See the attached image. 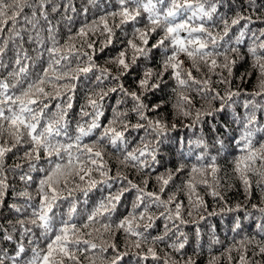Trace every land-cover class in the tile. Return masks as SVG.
Segmentation results:
<instances>
[{"label":"snow or ice","instance_id":"1","mask_svg":"<svg viewBox=\"0 0 264 264\" xmlns=\"http://www.w3.org/2000/svg\"><path fill=\"white\" fill-rule=\"evenodd\" d=\"M225 4L226 0H115L113 7L112 0L103 3L101 0H85L79 9L85 20L73 33L72 25L78 9L71 0L62 3L57 0H0V72L6 73L0 75V207L12 189L10 172L25 185L24 190L16 193L24 203L9 205L16 214L14 222L9 220L0 224V245L15 241L12 254L6 247H0V264H84L85 259L89 264H97V259L100 264H121L128 253H121L114 242L108 243L105 239L106 236L114 237L117 232L124 233L130 247L142 249L149 245L143 255L136 253L142 260L151 258L157 264H196L192 257L185 259L183 255L179 259L169 253L161 257L154 247L158 243H167L173 252L182 254L188 243L187 235L180 230V225L187 223L182 204L177 201L175 193L164 198L175 176L188 166L180 163L174 171L166 169L164 173H157V190H148L149 179L159 163V146L177 127L159 116H149V113H158L161 104L145 103L148 94L162 90L165 75H170L175 82L173 108L178 115L191 120L185 127L200 125L202 131L206 118L214 119L231 108L236 103L234 98L241 95L239 90L231 88H226L223 94L217 91L204 69L219 77L217 83L230 85L228 77L233 75L237 63L246 57L251 58V67L258 73V90L249 94L252 99L243 102L242 115L233 112L232 122L238 136L233 137L232 142L240 154L234 158L232 166L249 198L252 176L258 177L256 186L264 190V139H257L264 135V124L260 123L258 116V113L264 114V103L255 99L264 97V29L257 32L250 28L254 23L253 14L258 10L256 0H242L239 8L232 6V0H227L231 15L221 11ZM61 8V18L54 20L53 14L60 13ZM26 9L30 11L26 12ZM90 11L100 14L88 21ZM61 23L69 33L63 44L58 39ZM127 25L132 26L131 38L110 60L118 69V74L113 76L107 69H98L93 58L95 42L88 37L97 32L104 36L103 51L113 43L115 29ZM233 29H238L234 36L231 35ZM154 36L158 39L150 44ZM246 39L251 43L247 44L246 52H241L240 46ZM29 48L35 56L30 55ZM154 50H163L159 70L145 66L136 90L129 91L120 82L121 77L128 75L138 61H151ZM9 52L11 57H8ZM180 56L186 57L189 66H185ZM37 67L39 71H35ZM94 70L100 72L96 76L98 83L111 79L116 81V86L91 93L87 101L91 111L82 107L80 119L73 128L70 111L76 81ZM194 72L200 73V77ZM117 92L130 98L132 107L124 111L113 109L112 119L103 125L100 123L102 101L110 93ZM193 92L208 101L210 106L194 109ZM52 101H59L54 108ZM216 101H219V107L211 106ZM123 102V99L118 100L117 105ZM129 112L135 114V124L128 119ZM137 130H144L145 136L141 137L139 146L128 150L126 134ZM210 131L216 134L211 143L204 135L188 141L189 156L193 146L200 149L195 156L196 163L188 170V179L183 182L189 201V216L193 215V210L206 209L205 201L197 191L198 185L210 189L214 198L224 199L218 191L221 180L217 156L225 139L215 125ZM224 131L227 133L232 129L225 125ZM178 143L183 145V141ZM109 146L119 153L116 158L120 166L144 174L143 186L133 183L119 170L115 175L111 174L105 161V150ZM216 146H219L217 155H212L211 148ZM21 149L18 158L24 164L16 163L12 168H6V156ZM181 155L185 153L181 151ZM37 172L42 174L38 180L33 176ZM113 182L119 183L120 187L115 192L110 191L91 211L81 216L74 193L79 190L87 195L101 185L111 189ZM33 183L36 184L35 196L28 191ZM132 190L136 196L131 211L118 222H113L112 215L125 194ZM63 201L70 203L57 220L55 210ZM154 208L163 211L157 215ZM252 208L264 217V207L253 204ZM240 210L239 204L235 209H227L229 212ZM160 218L165 220L162 234L150 237L146 234L148 229L154 227ZM242 227L238 218L232 230L236 232ZM256 228L262 237L255 241L258 254L264 255V220ZM96 239L101 243L97 244ZM253 239L244 236L239 241L240 248L236 250L245 253L240 256V264H247V244ZM211 242L220 243L215 237ZM235 247L234 243L226 251L231 253ZM109 248L114 253L110 260L103 255ZM27 252L31 255L26 257ZM89 253L93 255L89 256Z\"/></svg>","mask_w":264,"mask_h":264},{"label":"trees","instance_id":"2","mask_svg":"<svg viewBox=\"0 0 264 264\" xmlns=\"http://www.w3.org/2000/svg\"><path fill=\"white\" fill-rule=\"evenodd\" d=\"M58 3L66 2V0H57ZM78 11L75 14V23L72 25V32L80 27L81 23L85 20V17L79 14V9L84 6L85 0H71ZM103 3L104 0H101ZM242 3V0H232V6L239 8V5ZM257 3V12L253 14L254 23L250 25L252 30L258 32L260 29H264V0H256ZM112 6L115 7V0H112ZM26 12L30 10L26 9ZM222 12L229 15L232 14L231 9L228 7L227 0L225 7L221 9ZM63 13V8H61L60 13L53 14V19L58 20L61 18ZM71 14V13H70ZM92 13L90 11L87 20L91 21L94 18V15H99ZM257 17H260L257 19ZM238 29H233L231 35H235ZM132 26L127 25L123 29H115V37L113 43L108 47H104L101 51V47L105 42V37L100 35L97 32L95 35H90L88 39L94 41V60L98 69H107L113 76L118 74V69L114 63H111V58L115 57L117 53L125 47L127 40L131 38ZM69 35L67 27L61 23L60 32L58 39L61 44L65 42L67 36ZM158 36H154L151 43H155ZM77 46H79V40L76 41ZM248 43H251L250 40L246 39L245 44L241 45V52H246V46ZM26 47H29L26 45ZM86 51L90 53L93 52L92 49L85 48ZM30 55L35 56V53L31 52L29 48ZM12 53L9 52L8 57H11ZM153 58L151 61L145 62L144 60L138 61L137 66L126 76L121 77V83L129 90H136V83L139 79L142 70L145 66H150L155 70H159L160 61L163 59V50H154L152 54ZM180 59L185 61V66H189V61L184 56H180ZM7 61V58H6ZM39 71V67L35 69ZM219 71V70H217ZM204 73L211 76L212 87L217 91H220L222 94L226 88H231V90H239L241 95L235 97L236 103L231 107L226 109L223 113H219L215 118L208 117L206 118L204 124L201 126L198 125L196 128H187L186 125L191 123V120L185 119L183 116L178 115L177 111L173 108V104L176 101V95L173 93L172 89L175 87V82L171 79L170 75H165L164 84L162 85V90H156L154 94H148L145 103L149 105L161 104L162 107L158 113H149V116L156 118L157 116L165 119L169 125L175 124L176 131L169 132L168 137L164 140L163 144L159 146L158 150V160L159 163L155 165V171L152 173V176L149 179L148 190L156 191L158 186L155 181V175L157 173H164L166 169L175 170L180 163L186 164L188 167L185 168L183 172L175 176L172 183L167 188L164 198H167L168 194L175 193L177 201L182 204V212L186 224L180 225V230L183 231L188 237V243L182 251V254H177L172 251V249L167 247V243H158L154 247L157 253L163 257L165 253H169L177 259L181 255L186 259L187 257H192L196 264H240V256L245 254L243 251H237L236 249L240 248L239 241L244 236H249L254 238L251 244H247V264H264V255L258 254V248L256 247L255 241L261 240L262 237L259 233V230L256 228V225L264 217H261L260 213L253 210L252 205H258L259 207H264V190L261 187L256 186V180L258 177L252 176V188L250 193V198L246 193L244 186L237 178L236 174L233 172L232 161L240 153L237 150L236 145L232 142V138L238 136V131L236 126L233 124V112L243 114L244 109L242 107L243 102L248 99H252L250 93L258 90V73L251 67V58L246 57L243 61L237 63L233 69V75L228 77L231 81L230 85H225L217 83L219 77L217 75L207 73V69H204ZM250 73V75H246ZM6 73L0 72V75H5ZM198 78L200 73H193ZM100 75L98 70H94L92 73H88L87 76H81L78 81H76V89L73 95V108L70 111V119L72 122V127H75V123L80 119V110L82 107L86 111H91L87 106L88 97L91 93L97 92L100 89L107 91L111 87L116 86V81L111 79L104 80L103 83H98L96 81V76ZM227 76V73H224ZM243 76V79L241 77ZM193 98L194 109L208 108L210 105L208 101L202 100L195 92L191 93ZM123 99L124 102L117 105V101ZM258 103H264V97L255 98ZM59 101H52L54 108L55 103ZM133 101L130 98L122 97L119 92L110 93L102 101V111L103 116L100 117V123L106 125L110 119L113 117V109L118 111L130 110L132 107ZM214 107H219V101L214 102ZM260 117V123L264 124V114L258 113ZM87 119V118H85ZM128 119L132 124L137 122L135 114L129 112ZM212 125H215L221 135L225 139V144L223 149L220 151L217 156V164L219 166L218 176L221 180V186L218 188V191L221 192L224 197L223 200L214 198L210 194V189L204 187L203 185H198L197 191L200 196L204 199L206 209H201L199 212L193 210V215L189 216L187 213L189 211V201L187 198L186 191L183 190V182L188 179V170L190 169L193 163H196L195 156L199 153L200 149L192 147V154L189 156V140H195L198 136L204 135L209 143L212 142L215 133L210 131ZM225 125L232 129L230 132H225ZM128 150H132L140 145L141 137L145 136L144 130L130 131L127 134ZM257 139H264V135L258 136ZM178 141H183V145L179 144ZM219 146L211 148V154L217 155V148ZM20 151H14L9 153L6 156L5 167L12 168L16 163L24 164V161L20 160L18 157L22 153ZM181 151L185 153L184 156L181 155ZM117 155L119 153L111 148L110 146L105 150V161L107 166L111 169V174L115 175L119 170L122 175H126L133 183L142 184V180L145 178L143 173L138 172L133 168H124L119 165L117 160ZM43 164V161L41 162ZM46 166V165H44ZM26 168V165H25ZM41 173H33V176L36 180L40 178ZM9 179L12 184V189L9 192L8 196L5 199V203L0 207V224H6L9 220L14 222L15 213L9 208V205L17 203L22 205L24 203L23 199L16 196L17 192L24 190L25 185L19 181L18 176L13 178V174L9 173ZM120 187L119 183L113 182V186L109 189L106 185H101L96 189L88 192L87 195H84L82 192L77 190L74 193V198L78 201L77 208L81 216L87 214L91 209L110 191L115 192ZM264 187V186H262ZM28 191L35 196L36 184L33 183L31 187L28 188ZM136 192L132 190L125 194L120 205L118 206L116 212L112 215V221L118 222L121 218L126 216L129 211H131L132 201L135 199ZM70 201H63L57 211V220H59V214L67 211ZM241 205L240 211H227L228 208L235 209L236 205ZM153 211L159 215L158 211L154 208ZM209 213H214V215H209ZM201 216L204 219H201ZM242 222V229L234 232L232 229L236 220ZM165 220L163 218L157 219L155 221L154 227L148 229L146 233L150 237H154L162 234L163 226ZM58 226V225H57ZM142 230V229H141ZM197 230H199V235H197ZM39 235V232H37ZM95 235V234H94ZM213 237L219 239V244H213L211 241ZM87 238V237H86ZM105 239L108 243H115L118 250L121 253L127 252L128 254L123 257L121 264H157V262L152 261L149 258L147 261L140 259L136 255L137 252H140L143 255V252L146 251L147 246H143L142 249H136L127 245L125 235L123 232H117L114 237L106 236ZM95 242L100 244L101 241L96 239ZM170 242V241H169ZM235 243L236 247L233 248L231 253L226 251L231 245ZM43 246V245H41ZM0 247H6L9 251V254H12L15 248V241L8 242L6 244L0 245ZM27 256H30L31 253L27 252ZM92 256V253L88 254ZM105 257L110 260L114 253L112 249H108L106 253L103 254ZM231 256V259H229ZM213 258H216L213 261ZM83 259V258H82ZM84 264H89L87 259L84 260ZM97 264H100L99 259H97ZM162 264V262H161Z\"/></svg>","mask_w":264,"mask_h":264}]
</instances>
